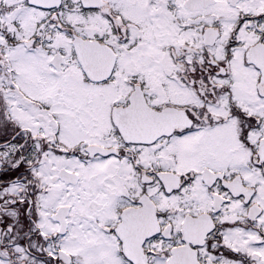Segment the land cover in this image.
Instances as JSON below:
<instances>
[{"label":"snow or ice","instance_id":"6c2138e0","mask_svg":"<svg viewBox=\"0 0 264 264\" xmlns=\"http://www.w3.org/2000/svg\"><path fill=\"white\" fill-rule=\"evenodd\" d=\"M0 264H264V0H0Z\"/></svg>","mask_w":264,"mask_h":264}]
</instances>
